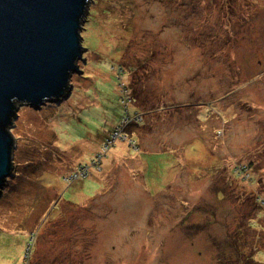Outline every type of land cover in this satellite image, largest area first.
<instances>
[{
	"label": "rangeland",
	"instance_id": "obj_1",
	"mask_svg": "<svg viewBox=\"0 0 264 264\" xmlns=\"http://www.w3.org/2000/svg\"><path fill=\"white\" fill-rule=\"evenodd\" d=\"M85 17L70 97L11 128L0 264H264V0H91ZM121 78L138 144L94 159Z\"/></svg>",
	"mask_w": 264,
	"mask_h": 264
},
{
	"label": "water",
	"instance_id": "obj_2",
	"mask_svg": "<svg viewBox=\"0 0 264 264\" xmlns=\"http://www.w3.org/2000/svg\"><path fill=\"white\" fill-rule=\"evenodd\" d=\"M91 0H0V194L12 174L21 105L70 97L84 61L81 29Z\"/></svg>",
	"mask_w": 264,
	"mask_h": 264
},
{
	"label": "trees",
	"instance_id": "obj_3",
	"mask_svg": "<svg viewBox=\"0 0 264 264\" xmlns=\"http://www.w3.org/2000/svg\"><path fill=\"white\" fill-rule=\"evenodd\" d=\"M124 78H121L120 81H119V94H120V98H119V102H120V105H122L124 107V113L122 114V118L120 119L119 123L117 126L113 127V129L111 130H108L107 132H105L101 138L102 142H101V146L99 147V153L97 156L94 157V159L96 158H99V157H102V156H105V158L107 157L108 153H109V150L112 148L111 146L113 144H116L118 141L122 140L124 142H126L128 145L134 147L136 144H138V141L135 137H133L132 135L127 136L126 141L125 139H122L120 137L119 138H116V141H112V136L114 135V133H117L119 131H122L123 128L125 130L124 133L128 132V130L130 129V124L131 126L134 125L137 126V125H142V123L144 122V115L142 113H140L138 107L136 105L133 104L134 100H136L135 96H134V93H132L131 91V88H129V86L127 87L124 83ZM123 85L122 88L120 85ZM125 85V86H124ZM123 89V91H122ZM133 106V111L130 110V108H132ZM214 110L216 111V108L214 107ZM122 135V134H121ZM110 141L113 143H110ZM134 149V148H133ZM103 160H101L100 162H102ZM103 163V162H102ZM89 164L87 163L86 165L85 164H80L76 171L73 173L72 176H70L69 178L71 177H74L75 179L77 177H80L82 175H78L79 172H82V169L84 167H87ZM98 165V164H97ZM95 167V165H94ZM234 168V172H235V176L237 178H245V177H248L250 178V171H252V167H250V165L246 162L244 163H237L235 164V166L233 167ZM88 174H86L85 176H87ZM73 179V180H75ZM67 181H69V179H66ZM72 180V181H73ZM252 180V179H251ZM66 181V182H67ZM68 183V182H67ZM255 200H256V204H258L257 207H260L259 209L262 210L264 209V203H262V201L264 200V197L257 194V196L255 197ZM259 215H260V212H259ZM240 249V248H238ZM229 256V257H228ZM227 256V260L229 259H234V260H238L239 259H242V263H246L247 261L253 259L252 258V255L248 256V254H246V252L244 250H239L238 253L236 255H234L232 258H230V254ZM223 259V256L220 257V260ZM254 260V259H253ZM223 261V260H222ZM264 263V262H263Z\"/></svg>",
	"mask_w": 264,
	"mask_h": 264
},
{
	"label": "built area",
	"instance_id": "obj_4",
	"mask_svg": "<svg viewBox=\"0 0 264 264\" xmlns=\"http://www.w3.org/2000/svg\"><path fill=\"white\" fill-rule=\"evenodd\" d=\"M125 132V130H124V128H123V130L122 131H119V132H117V133H114V135L112 136V141H113V143H114V141H116V138H119L120 136H122L123 138H127V135L124 133ZM122 134V135H121ZM110 143H112L111 141H110ZM112 143V144H113ZM87 169H88V167H84L83 169H82V176H85L87 173H85V171H87ZM262 203H264V200L262 201Z\"/></svg>",
	"mask_w": 264,
	"mask_h": 264
}]
</instances>
